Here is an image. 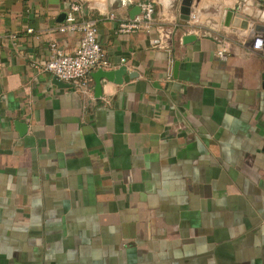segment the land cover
Returning <instances> with one entry per match:
<instances>
[{
    "label": "crops",
    "instance_id": "0c3cea01",
    "mask_svg": "<svg viewBox=\"0 0 264 264\" xmlns=\"http://www.w3.org/2000/svg\"><path fill=\"white\" fill-rule=\"evenodd\" d=\"M142 1L0 0V264H264V0L189 20L149 0V28L119 33ZM71 3L125 70L100 93L97 68L87 93L42 69L78 45L58 31Z\"/></svg>",
    "mask_w": 264,
    "mask_h": 264
},
{
    "label": "built area",
    "instance_id": "2783aa9c",
    "mask_svg": "<svg viewBox=\"0 0 264 264\" xmlns=\"http://www.w3.org/2000/svg\"><path fill=\"white\" fill-rule=\"evenodd\" d=\"M138 5L140 6L138 15L120 20L119 33H130L142 28H149L154 15V5L149 0L142 1ZM79 10L78 3H71L64 22L58 26L60 32L79 33L78 45L72 51L67 52L56 43H51L49 58L44 62L42 69L56 79L87 93L90 86L91 70L109 69L110 62L97 39L95 20L78 16ZM191 18H195V15L192 14ZM2 37L3 34L0 31V41ZM252 48L260 51L264 56V31L254 36ZM216 55L221 59L227 58V48L221 40H219Z\"/></svg>",
    "mask_w": 264,
    "mask_h": 264
},
{
    "label": "water",
    "instance_id": "95a60500",
    "mask_svg": "<svg viewBox=\"0 0 264 264\" xmlns=\"http://www.w3.org/2000/svg\"><path fill=\"white\" fill-rule=\"evenodd\" d=\"M200 0H181L180 2V7H179V11H180V17L184 20H189L191 14L194 13V10L196 9V6L198 5ZM220 3L225 4L226 6H228L229 8H233L236 7V2L235 0H216ZM245 1V0H244ZM261 2H263V0H260ZM247 2V1H246ZM250 2V1H249ZM258 2L257 6L258 8H262L263 7V3ZM243 13H245L246 15H248L249 17L253 15L254 10L252 9V7L248 6V2L247 5H245V7L242 8ZM140 13V6L139 5H135L132 10L130 11V16L131 18H133L135 15H138ZM233 11L232 10H228L226 12V15L228 18H231V16L233 15ZM235 20L232 22V25L235 27H240L242 29H247L250 26V19L246 16H243L240 13H235ZM252 29L256 32H263L264 31V25L263 24H254L252 25ZM256 33V34H258ZM195 38L194 35H186L183 37V42H189L190 40H193ZM124 73L125 70L123 67H118L116 69H97L96 71L91 72V76L94 79L95 82V91L96 93H100L101 92V79H106L108 81L114 82V83H121L124 80ZM54 81L57 84H61L63 86H70V84L62 82L56 78H54ZM17 127V129L19 130L20 134L22 132L25 131L27 125L23 122H19L16 121L14 123Z\"/></svg>",
    "mask_w": 264,
    "mask_h": 264
}]
</instances>
